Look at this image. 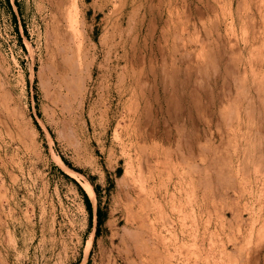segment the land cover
Returning a JSON list of instances; mask_svg holds the SVG:
<instances>
[{
    "label": "rangeland",
    "instance_id": "1",
    "mask_svg": "<svg viewBox=\"0 0 264 264\" xmlns=\"http://www.w3.org/2000/svg\"><path fill=\"white\" fill-rule=\"evenodd\" d=\"M0 264H264V0H0Z\"/></svg>",
    "mask_w": 264,
    "mask_h": 264
},
{
    "label": "trees",
    "instance_id": "2",
    "mask_svg": "<svg viewBox=\"0 0 264 264\" xmlns=\"http://www.w3.org/2000/svg\"><path fill=\"white\" fill-rule=\"evenodd\" d=\"M85 200H86V207L90 209V202L86 196H85Z\"/></svg>",
    "mask_w": 264,
    "mask_h": 264
},
{
    "label": "bare ground",
    "instance_id": "3",
    "mask_svg": "<svg viewBox=\"0 0 264 264\" xmlns=\"http://www.w3.org/2000/svg\"><path fill=\"white\" fill-rule=\"evenodd\" d=\"M132 140V139H131ZM125 143V142H124ZM127 165H129V164H127ZM131 171V170H130ZM130 174H132V173H130ZM159 214V213H158Z\"/></svg>",
    "mask_w": 264,
    "mask_h": 264
}]
</instances>
